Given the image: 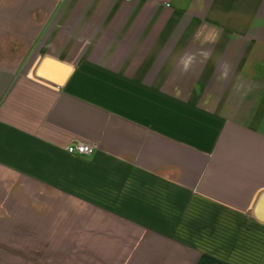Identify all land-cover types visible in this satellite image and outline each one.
Segmentation results:
<instances>
[{"label":"crops","instance_id":"0c3cea01","mask_svg":"<svg viewBox=\"0 0 264 264\" xmlns=\"http://www.w3.org/2000/svg\"><path fill=\"white\" fill-rule=\"evenodd\" d=\"M263 192L264 0H0V264H264Z\"/></svg>","mask_w":264,"mask_h":264},{"label":"built area","instance_id":"2783aa9c","mask_svg":"<svg viewBox=\"0 0 264 264\" xmlns=\"http://www.w3.org/2000/svg\"><path fill=\"white\" fill-rule=\"evenodd\" d=\"M130 1V0H126ZM97 144L94 142H77L70 143L66 146V149L71 154H80L85 156L92 155L97 149Z\"/></svg>","mask_w":264,"mask_h":264},{"label":"water","instance_id":"95a60500","mask_svg":"<svg viewBox=\"0 0 264 264\" xmlns=\"http://www.w3.org/2000/svg\"><path fill=\"white\" fill-rule=\"evenodd\" d=\"M45 59L46 57L41 60V63H39L40 66L43 64ZM40 66L38 68H40ZM64 81H65V77L61 78L60 80H57L56 83L62 84ZM255 211L258 217L264 220V192L261 194V196L259 197L258 201L255 204Z\"/></svg>","mask_w":264,"mask_h":264}]
</instances>
